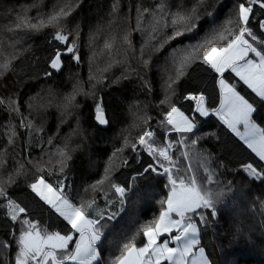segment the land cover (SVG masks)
I'll use <instances>...</instances> for the list:
<instances>
[{
  "label": "snow or ice",
  "instance_id": "6c2138e0",
  "mask_svg": "<svg viewBox=\"0 0 264 264\" xmlns=\"http://www.w3.org/2000/svg\"><path fill=\"white\" fill-rule=\"evenodd\" d=\"M76 7L78 3L73 0H58L47 14L30 17L29 8L18 14L11 23L0 25V80H3L10 70L17 75L20 83H23V79L35 78L32 72L20 78L22 68H13V62L18 60L19 53L24 51L17 47L24 39L18 35L22 31L38 33L51 27L54 29L50 34L51 39L65 46L63 49L57 47L53 50V55L47 63L49 70L43 73L45 78L53 75L51 70L61 71L64 66L63 56H70L79 66L82 63L78 43L79 25L68 30L71 23L69 18ZM257 7L264 10V0H239L235 5L232 0H155L154 3L143 6L137 3L134 6V16L130 17L128 14H121L120 0H114L112 17L107 25L111 31L103 45V48L108 50L107 61L103 67L97 66L94 70L93 64L98 53L93 50L88 58V80L92 82L90 88L95 89L104 83L108 79L106 73L120 67L122 72L117 79H128L130 72L136 73L143 81L144 87L151 91V84L145 79V74L153 67L162 66L163 62V65L168 67L164 69V96L158 107H166L160 108L161 119L158 124L167 126L165 136L171 132L185 135H182L179 141H165L159 144L156 129L149 126L142 129L134 142L125 136L122 143L110 154L101 178L90 185L95 192L99 186L108 182V188L113 189L119 198L118 210H112L115 197L109 198L107 189L103 188L100 189L103 192V205L97 202L95 196L90 199L79 198V202H76L71 186L65 184L67 177L63 173L68 166L67 161L72 158L70 152L76 150L75 147L70 148L73 138L83 135L76 114V109L81 107L77 97L95 96L93 91H85L82 82L77 81L72 92L65 95L57 105L63 117L60 124L67 123L75 116L76 126L69 125L62 136L61 129L57 126L55 135L46 139L49 145L56 136H61L64 142L62 148H56V154L59 156L56 163L60 165L56 171L61 175L54 182L49 181L47 176L53 175L49 169L46 175L34 176L28 183V188L38 201L62 218L68 227L63 234L60 231L48 230L39 220L31 218L28 206L18 202L15 195L7 190L14 182V177L27 174L29 165L36 172L44 171L43 165L52 164L51 157L48 161L33 162L28 158L25 162L17 161L14 170L7 173V178L0 179V208L4 209L5 215L13 224L19 223L21 227L18 237L15 230L9 232L17 251L11 260L6 252H0V264H213L206 248L201 244V229L217 218V205L223 201L225 190L220 187L218 168L212 167L211 159L196 150L199 137L187 135L192 134L197 127L195 117L186 115L171 100L176 95L175 86L188 75L189 69L197 64L207 66L217 74L219 107H209L203 93L186 94L185 99L195 101V112L200 116L207 117L211 113L218 117L223 125L264 162V126L257 123L253 117L256 111L253 103H250L237 90L236 84L229 80L234 74L233 78H239L256 96L264 100V36H258L250 27V20L256 19L254 8ZM132 12L133 8H128V13ZM131 19L135 22L129 29L127 24ZM257 28L264 34V17L259 19ZM133 31L143 37L138 52L130 39ZM93 42L94 36L90 35V48ZM124 44L128 45V48L123 50L122 58H116ZM146 48L151 49L147 55ZM130 52L132 55H129ZM154 57H158L155 62ZM133 61L137 67H133ZM5 86L0 84V87ZM32 99L34 97H29L28 102H25L19 96L15 99L0 96V106H5L7 112L15 114L19 128L26 129L23 135L29 139L33 133L43 132L42 126L34 127L33 121L21 111L25 103L29 109L33 107L30 103ZM96 99L94 119L98 125L107 126L110 118L100 98ZM132 115L134 127H139L135 121L148 125L152 120L151 116L140 115L139 110L134 111ZM3 135L6 140L0 144V169L8 165L7 156L11 154L9 146H12V152H15L17 140L21 138V133L11 121L4 129ZM175 144L180 145L184 162L173 154L177 150ZM128 148L137 153V160L139 150L142 149L155 162L147 165L137 175L149 172L165 175L169 190L166 198L160 201L164 207L159 217L141 225L119 246L118 254L110 256L106 261L101 246L102 240L107 239L105 230L108 223L115 221L123 212L125 197L131 192V186L112 180V174L121 164L128 167V157L123 155ZM192 150H196V158L202 157L200 167L203 169V180H198L197 172L190 162ZM222 166L221 161L219 167ZM239 170L251 179L264 180V168L258 169L252 163L241 164ZM212 184L217 187H207ZM224 184L231 185L232 181H225ZM84 191L87 192L88 188ZM141 234L145 237V242L137 246L136 238ZM162 236H166L163 241L160 239ZM10 248L11 244L7 241H0V249Z\"/></svg>",
  "mask_w": 264,
  "mask_h": 264
},
{
  "label": "trees",
  "instance_id": "16d2710c",
  "mask_svg": "<svg viewBox=\"0 0 264 264\" xmlns=\"http://www.w3.org/2000/svg\"><path fill=\"white\" fill-rule=\"evenodd\" d=\"M39 1L41 0H0V12L13 6L11 8L13 13H19L23 8L31 7ZM48 1L52 3L55 0ZM113 2L114 0H83L80 7L77 8L76 15L71 18L79 17V24L77 25H79L80 39L78 43H80L82 55V63L79 66L71 60L70 56H63L64 69L61 72L51 70L53 75L48 78L44 77V71L49 70L47 63L53 55V50L57 47L61 49L65 47L51 39L50 34L54 31L53 28H45L28 40L25 45L27 46L26 51L13 63V68L17 66L22 68L20 78L25 77L29 72H32L35 78L23 79V83H20L17 75L10 70L3 80H0V84L6 85L0 87V96L12 97L13 99L19 96L22 101L28 102L29 97H35L43 88L51 89L52 93L67 94L73 90V85L77 81L82 82L85 91L95 93L98 89L95 96H84V98L83 95H80L77 101L81 105L77 111L80 126L85 131L82 136H76L75 144H79V147L82 148L86 144L91 146L93 167L88 168L89 164L85 153L78 151L79 147H75L76 150L70 152L72 158L67 161L68 166L63 175L67 177L65 184L71 186L76 202H79V198L90 199L95 196L97 202L103 205L104 201L101 199L103 192L100 191L103 188L107 189L109 198L115 197V202L111 207L113 211H116L120 207L119 198L116 197L113 189L108 188V182L99 186L95 192L90 187L93 182L101 178L106 161L113 149L122 143L125 136L134 142L144 127L150 126L156 129V138L159 144H163L165 141H179L181 136L185 134L171 132L165 136L167 126L158 124L161 119L160 108L166 107H158V105L164 96L163 82L166 77L164 69L168 65H164V69L162 66L153 67L145 74V79L151 84V91L144 87L143 81L136 73L130 77L131 79L122 82L111 78L100 84L97 89L90 88L92 82L88 80L89 36H94L96 31L109 30L107 25ZM154 2L155 0H120L121 14L128 13L130 7L134 11V6L137 3L143 6ZM238 2L239 0H232L233 5ZM254 12L256 19L250 20V27L258 36H264L257 28L259 19L264 17V10L257 7L254 8ZM130 14L134 16V12ZM1 22L2 18L0 25L3 24ZM74 27L73 29H75ZM141 37L139 33L133 31L131 41L137 51L143 43ZM20 48L23 49V46L20 45ZM150 51V48L145 49L146 55ZM156 58L158 57H154V62ZM226 75L228 74L226 73ZM233 77L234 74L229 77L230 82L236 84L237 90L250 103H253L256 108L253 117L257 123L264 126V101L238 78ZM115 82L119 85L109 87ZM175 88L176 95L172 97L171 102L175 103L186 115L194 116L197 124L194 132L187 135L199 137L196 150L211 159L212 167L218 168L220 187H224L225 190L223 201L217 205V218L201 229L202 246L206 248L213 264H264V180L251 179L239 170L243 163H252L258 169L264 168V162L260 161L244 145L243 141H240L214 114L210 113L207 117L200 116L199 113L195 112V101L185 99L186 94L203 93L209 107H219L220 95L217 74L210 68L199 64L193 66L188 70V75L182 78ZM96 97L100 98L110 118L107 129H101L94 119ZM31 110L33 111V107L29 109L27 103L21 109L32 120ZM137 110H139L140 115L146 114L152 117L148 125L135 121L139 127L133 126L132 113ZM9 121L16 125L17 131L21 133V138L17 140L15 152H12V146H9V153L11 154L7 156L8 165L0 169V179L7 178V173L14 170L17 161L25 162L26 158L36 160L40 157L43 147L47 145V137L55 135V130L59 126L54 118L52 121L50 120L47 132H45L47 137L43 139V146L39 148L37 140H35V146H30L27 141L28 137L23 135L26 129L19 128L18 118L14 113L7 112L5 106H0V126H3L0 128V137H2L0 144L6 140L3 133L4 129L8 127ZM67 130V127L61 128V133ZM174 147L177 150L173 154L184 162L180 154L182 150L180 145L175 144ZM196 150H192L190 162L192 164L191 159L196 160L197 166L195 169L192 165L193 169L198 172L200 180H203V169L200 167L202 157H195ZM123 155L128 157V167L121 164L112 174V180L125 186H131V192L125 197L126 203L123 205V212L115 221L109 222L105 230L107 239L102 240L101 246L106 261L110 256L118 254L119 246L126 242L141 225L159 217L164 207L160 201L166 198L169 190L165 175L152 172L137 175L147 165L155 163L146 151L139 150V160H137V153L133 152L131 148L126 149ZM221 161L223 166L219 167ZM59 167V164H51V167L47 166L44 171L36 172L29 165L27 174L18 178L14 177V182L8 186L7 190L10 194L15 195L18 202L28 206L31 218L39 220L48 230L60 231L63 234L68 227L66 222L51 211L48 206L39 202L38 198L28 188V183L32 181L34 176L46 175L49 169L52 170L53 175L47 176V179L54 182L61 175L56 171ZM228 180H231L232 184L225 186L224 182ZM207 187L215 189L217 185L212 184L207 185ZM85 188H88L87 192L84 191ZM20 227L19 223L13 224L5 215L4 209L0 208V241H7L11 244L10 249H0V252H6L9 260L17 251L14 239L9 235V232L15 230L18 237ZM144 242L145 237L142 234L136 238L137 246H141Z\"/></svg>",
  "mask_w": 264,
  "mask_h": 264
},
{
  "label": "rangeland",
  "instance_id": "374dc122",
  "mask_svg": "<svg viewBox=\"0 0 264 264\" xmlns=\"http://www.w3.org/2000/svg\"><path fill=\"white\" fill-rule=\"evenodd\" d=\"M60 2H63V0H60ZM73 2L74 3H78V7H80V5L83 2V0H73ZM57 3H58V0H55L52 3L50 1H48V0H44L42 2L39 1V2H37L35 4V5H39V7H28V8H25V9H29L30 8V10L28 11V15L30 17H36L37 15H39L41 13H44V14L49 13L52 10L53 5H55ZM12 7L13 6L8 7L9 9H4L2 12H0V19L2 18L3 24H5V23H11L12 20L18 14H22L23 11L25 10L23 8L19 13H13V11L11 10ZM78 7L75 8V10L73 11L72 16L69 18V20L71 21V23L68 26V30H72L74 26H75L74 28H76V25L79 24V17L76 16L73 19H71L73 17V15H76V13L78 11L77 10ZM125 10H126V7H125ZM109 14H110V11H109ZM126 14H128L131 17V14L130 13H126ZM111 15H112V12L110 14L109 20L112 17ZM134 22H135L134 19H131L128 22L127 27L129 29H131L132 26L134 25ZM110 31L111 30H107V31H103V30L96 31V33L94 35V42H93L91 48L88 45V54H89V56L91 55V52L93 50H95L98 53V55L95 58V62L93 64V69L94 70H95V68L97 66L103 67L105 65V62L107 61V58H108V50L104 49L103 48V45H104L105 41L108 39V36H109ZM36 33L37 32H26V31H22V32L18 33V35L24 37L22 43L20 44V45L23 46L24 51H22V52L19 53V57H21L24 54V52L26 51L27 46H25V45L28 42V40L29 39H32V37H34V35ZM132 35H133V32H131L130 39H131V36ZM141 39L143 40V37H141ZM20 45H18L17 47L20 48ZM24 46H25V48H24ZM126 48H128V45H126V44H124V45L121 46V51H120L119 54H117L118 55V58H122L123 50L126 49ZM146 50H147V48H146ZM113 52H115V49H113ZM129 55H132V53L130 52ZM132 63H133V67H137V65L135 64V61H133ZM162 68L164 69V65H162ZM162 68H161V70H162ZM121 72H122V69L120 67H116V68H113L110 72L106 73V75L108 76V79L109 80L111 78H114V80L121 81L122 82V81H124L126 79H117V77H120L121 76ZM133 74H135V73L130 72L128 74L129 75V78L128 79H131L130 77H132ZM104 83H105V81H104ZM113 85H119V84H117L115 82L112 85H110L109 87H111ZM97 87L95 89H97ZM51 91L52 90L49 89V88H43V89H41L37 93V95L34 97V99L32 100V102H31V104L33 106V111H34L33 112L31 110L32 117H33L32 121L34 123V127H40V126H42L43 127V132H41L39 134L33 133L31 139L27 138L28 145H30V146H32V145L35 146V140L38 141V147L39 148H41L43 146V143H44V140L43 139L47 137V136H45V132H47L48 124H49L50 120L52 121L53 118L55 119V122H57V124L59 125L60 129L61 128L63 129L65 127L69 128V125H71L72 127H75L76 126L75 123H74V121L76 119L75 116L72 117V119H70L67 123L60 124V121H61V119H63V117L61 116V111L57 107V105L61 102V100L63 99V97L65 95H67L68 93L67 94H60V93L56 94V93H52ZM96 91H95V93H96ZM79 97L80 96L77 97V101H78ZM82 97H84V96H82ZM77 111H78V109H76V114L78 115ZM80 128H81V126H80ZM81 129L83 130V132L85 131L84 128H81ZM65 132L61 133V136L64 135ZM61 136H56V138L53 140V142H52L51 145H49V144L45 145V147H43V149H42V152H41L40 157H38L36 160H32V161L33 162L38 161V160L48 161L49 158L51 157L52 164H58V163H56V161L59 159V156L56 154V148H57V146H59V147L62 148L63 147V144H64V142L61 140ZM75 138L76 137L73 138V141H72V143L70 145V148L76 147ZM78 141H79V139H78ZM79 148L80 149H78V151H80V152L83 151L85 153V155L87 157L88 164H89V167L88 168L90 169L91 167H93V165H92L93 164V157H92V152H91V150H92L91 146H88L86 144L84 148H82V147H79ZM191 161H192V165L196 169V166H197L196 160L195 159H191ZM47 166H50L51 167V165H48V164L43 165L44 168H46ZM0 178H1V176H0ZM197 178H198V180H200V177H199L198 172H197ZM165 238H166V236H162L160 239H161V241H163Z\"/></svg>",
  "mask_w": 264,
  "mask_h": 264
},
{
  "label": "water",
  "instance_id": "95a60500",
  "mask_svg": "<svg viewBox=\"0 0 264 264\" xmlns=\"http://www.w3.org/2000/svg\"><path fill=\"white\" fill-rule=\"evenodd\" d=\"M64 69V66L63 68L61 69V71ZM60 71V72H61ZM97 123V122H96ZM98 125V124H97ZM101 129H107L109 127V124L107 126H101V125H98Z\"/></svg>",
  "mask_w": 264,
  "mask_h": 264
}]
</instances>
